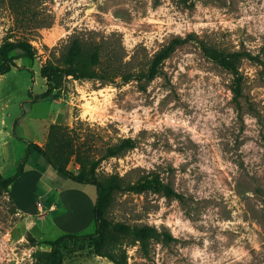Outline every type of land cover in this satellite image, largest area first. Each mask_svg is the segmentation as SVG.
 <instances>
[{"label":"rangeland","instance_id":"rangeland-1","mask_svg":"<svg viewBox=\"0 0 264 264\" xmlns=\"http://www.w3.org/2000/svg\"><path fill=\"white\" fill-rule=\"evenodd\" d=\"M177 38L183 43L148 80L155 55ZM7 41L29 43L33 56L10 52L23 68L0 75V163L8 134L15 144L5 149L16 158L4 177L26 155L23 137L75 172L99 160V178L159 180L176 195L118 191L107 211L108 235L118 222L157 231L147 250L126 247L128 264H264V0H0V47ZM75 42L98 49V76L67 78L38 98L47 90L41 68L62 64ZM212 49L257 59L240 57L233 73ZM127 138L133 149L104 158ZM28 162L48 167L37 152ZM49 169L39 196L55 175L70 181ZM84 191L91 209L81 220L92 226L78 232L21 215L0 188V264H35L49 258L53 240L94 233L97 190ZM54 198L55 190L38 200ZM92 251L88 242L65 251L64 264H113Z\"/></svg>","mask_w":264,"mask_h":264},{"label":"trees","instance_id":"trees-1","mask_svg":"<svg viewBox=\"0 0 264 264\" xmlns=\"http://www.w3.org/2000/svg\"><path fill=\"white\" fill-rule=\"evenodd\" d=\"M182 43L183 40L177 38L155 55L146 75L148 80H152L157 76L162 63ZM14 50L22 51L26 57L33 56L32 47L29 43L7 41L0 47V56L3 59V63L0 65V75L9 73L13 68H23L16 64L17 57H9V53ZM207 52L213 61L233 73L238 72L236 62L240 57L245 56L249 59H257V57L249 52L228 54L215 49ZM99 61L100 53L98 49L87 53L79 42L73 43L68 49L62 64L48 62L41 68L40 75L47 80V90L37 95V97L45 98L52 94L67 78L82 80L97 77L96 67L99 65ZM132 79L142 80V75H128L124 77L125 81ZM236 91L239 92V88ZM18 139L25 142L26 155L18 161L16 173L13 176L4 177L0 173V188L10 193L11 185L25 173L30 154L37 152L44 157L48 165L52 166L65 177L80 184L93 185L97 190V198L93 208L94 223L96 226L95 232L87 234H67L53 240L50 243L51 250L49 258L43 259L39 256L35 264H64L65 251H75L86 242L93 247L92 253L94 255L107 258L113 264H128V251L126 247L139 244L144 250L148 249L151 239L157 236L155 228L150 226H131L123 222H118L112 225V233L108 235L105 232V229L109 227L106 214L112 204L114 194L118 191L125 190L139 194L146 191H155L164 192L169 197L175 196L176 194L169 186L161 184L159 180L156 183V180H151L149 177H144L137 183L127 186H125L123 178L118 174L99 178L96 174L97 166L100 163L99 160L94 162L89 170L75 172L67 168L66 163L63 165L56 163L50 154L37 143L23 137H18ZM134 147L135 142L131 138L123 139L121 143L110 147L104 155V158L122 155Z\"/></svg>","mask_w":264,"mask_h":264},{"label":"crops","instance_id":"crops-1","mask_svg":"<svg viewBox=\"0 0 264 264\" xmlns=\"http://www.w3.org/2000/svg\"><path fill=\"white\" fill-rule=\"evenodd\" d=\"M13 135L8 134L1 141L3 161L0 163V173L2 175L5 171H8L9 163H16V158L13 160L14 162L9 160L11 151L5 149V147L14 146ZM50 167L48 165V167L41 170L27 164L25 173L10 187L11 200L16 209L21 215L26 217H33L38 221L48 220L53 226L62 231H86L92 226V222H88V220L82 221L81 219L83 217V208L87 206L89 212L91 209V200L84 191L85 185L89 184H80L69 178L70 181L67 182L55 175L53 176L55 178L54 182L52 184L51 182L46 183L40 190L41 196H39V187L36 183L44 181V177L49 173ZM54 190L57 191V198L42 203L39 202L38 199L40 197L49 196ZM46 237L47 234L41 236L40 240H48Z\"/></svg>","mask_w":264,"mask_h":264}]
</instances>
